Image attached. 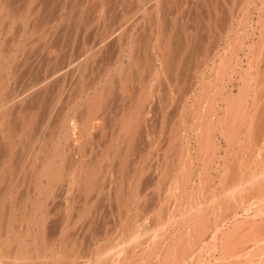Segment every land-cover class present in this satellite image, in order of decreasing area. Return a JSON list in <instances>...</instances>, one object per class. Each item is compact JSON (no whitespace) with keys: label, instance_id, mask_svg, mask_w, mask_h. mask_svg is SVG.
<instances>
[{"label":"rangeland","instance_id":"1","mask_svg":"<svg viewBox=\"0 0 264 264\" xmlns=\"http://www.w3.org/2000/svg\"><path fill=\"white\" fill-rule=\"evenodd\" d=\"M187 1L185 10L176 15L179 22L176 27L187 31L180 29L181 34L178 29L175 31L183 43L187 34L191 38L199 36L200 40L199 56L190 55L191 58L186 53L181 58L184 61L188 57L187 64H167L152 53L134 63L129 49L119 55V39L124 32V35L131 33L127 44L134 36H142L144 40L150 37L151 16L132 6L126 7L127 16L121 10L107 16L105 27L110 31V39L108 50L103 49V53L107 56L108 70L101 76L93 73L96 84L90 99L94 101L110 83L124 82L129 72L142 75L135 77L138 80L135 93L129 98L120 91L110 109L89 107L91 114L105 117L100 122L93 114L88 121L94 143L84 157L66 151L65 141L61 143L60 152L57 151L61 155L58 153L56 160L60 166L55 169L61 170L60 180L53 193V187L46 188L48 192L44 193L51 196L41 203L32 198L34 178L27 174L34 170L29 165L42 163L51 152V142L58 141L60 129L64 130L57 123L62 111L60 104L51 115L43 113V119L47 116L43 130H53L55 137L40 138L37 143L44 141V146L35 144L32 153L25 151L28 146L23 141L18 156L22 158L12 176L13 181L20 174V184L0 192V264H80L84 258L91 259L90 264H264V58L256 56L258 51L260 56L264 52V0H230L227 6L222 1L220 11L215 14L209 6L213 2L218 5L217 0ZM129 2L126 1L127 6ZM192 3L193 12L186 5ZM210 13L216 17L213 19ZM230 13L236 16L231 17ZM191 17L193 26L188 23ZM230 17L233 25L229 31ZM171 21L168 16V22ZM49 25L47 29L52 27ZM92 30L89 41L83 43L78 38L70 45L74 56L73 59L68 56L67 67L70 60L75 64L71 67H79L75 62L79 63L83 54H93L88 59L96 63L93 71L105 68L104 64L99 65L102 60L97 53L99 41ZM254 47L258 48L256 54ZM172 58L167 61H173ZM202 61L206 62L204 68ZM69 83L68 80L65 84ZM69 90H65L63 101L69 98ZM81 104L77 100L70 114L78 115L79 122L86 111ZM135 116L142 118L137 121L140 128L136 129L144 134L146 151L131 154V158L126 155L130 158L124 162L127 170L124 167V175L114 177L111 170L115 164L111 160L114 149L104 141H108L109 131H115L114 127L110 130L114 122L121 120L125 126ZM99 141L103 154L98 159ZM36 157L39 159H32ZM14 158L13 163L16 155ZM138 168L140 181L132 175ZM102 172L107 175L102 174L99 182ZM83 173H91L82 192L89 208L77 201L82 191L80 182H70ZM112 178L121 179V185L111 184ZM6 196L9 203L5 205ZM96 196L102 201L100 204L96 203ZM51 226L56 227L55 233H50ZM257 245H261V251L254 253Z\"/></svg>","mask_w":264,"mask_h":264},{"label":"bare ground","instance_id":"2","mask_svg":"<svg viewBox=\"0 0 264 264\" xmlns=\"http://www.w3.org/2000/svg\"><path fill=\"white\" fill-rule=\"evenodd\" d=\"M126 1L127 0H0V192H6L9 186H16L20 184L19 181H21L22 179V177L19 179L20 174H18L17 178L14 179L13 181H12V176L15 173L14 167L15 166L17 167L18 161L20 160V158H22L18 156H20V153L22 152L23 148L20 147L19 149V146H22V144H24L23 141H26L28 146L25 148V151L32 153L34 151L33 149L35 147L34 145L38 144L37 141L41 140L40 138L51 139L55 137L54 135L55 132L53 130L49 129L50 130L49 132L43 130L46 128L44 126L47 117L46 116L43 119L42 118V115H44L43 113L46 114L49 113L51 115L54 112L56 106L60 104V107H62V111L60 112L59 120L57 123L59 128L64 127V130L60 129V132L58 134L59 138L57 136L58 141L56 140V142H51L50 150L53 153L51 152L48 153V157L43 158L42 163L39 164L38 162L36 163L32 162L31 165H29V167L34 171L32 173L30 172L29 174H27V177L30 176L31 178H34L33 183L35 184L34 187L35 194L34 197L32 198L33 199L35 198L37 202L38 201L41 202L42 199H46V201H48L51 195L48 196L44 192L47 193L48 192L47 190L53 187L54 188L52 191L53 193L55 191V186L60 180L61 170L60 171L57 170L56 172L55 169L60 166L58 165L60 162L58 163L56 160L58 159V153L60 152L59 148L61 149V143L65 141L64 144H66L65 146L66 151L69 152L75 151L78 155H82L83 157L89 146H91L94 143L92 134L89 131L88 121L91 119L92 115L93 114L96 115V113L93 112V114H91L88 110L89 107L93 106L95 107V109L98 108L99 110L102 108L110 109L117 102V97L119 96L118 94L120 91H122L125 95H127V97L132 98V95L135 93L134 92L135 80L138 79L137 74L138 76H142L140 75L141 74L140 72L138 73L129 72L128 74L125 75L124 82L119 81L116 84L114 82L110 83L109 85L111 86H108L105 90L99 92L94 101L93 99L92 101L90 99L92 89L96 84V78L94 77L93 73L96 72L98 75L101 76V75H105L108 70L107 69L108 67L105 66L106 64H108V61H106L107 59H105V57L107 58V56L104 55L103 49L105 52L108 50L107 49L108 40L110 39L109 37L110 31H108V29L105 27L106 19L107 16H109V14L112 15V12H117L121 10L120 12H123L122 15L127 16L129 12H127L128 10H126L127 9L126 7L129 8L131 6L140 13L150 14L151 20L148 25L150 28L149 30L150 37L148 39L144 40L142 36L141 37L134 36L131 38L130 44H127L128 36L131 35V33L124 35L125 32L124 34H122V36H120L119 39L120 41L119 43H121L119 44L121 47L119 49L120 50L119 55L125 53L129 49V52L132 54L131 56L132 59L134 60V63L140 62L143 56L144 57L148 56L147 55L148 53L149 54L152 53L153 56L157 59H161V60L163 59L167 64L177 63L180 65L183 63L187 64L189 59L188 57H191L192 55L194 56L198 55L199 53L198 49L200 46L198 44V42L200 41L199 36H195L194 38H191L187 34V36H185L184 38V43H183L180 41L181 39L178 38L179 36H177V32H176L181 29V27L180 29L176 27V24L179 23L176 22L178 18L176 15L178 13H182L185 10L186 7L185 2L187 3L188 2L187 0H131V2H129L130 4L128 3L129 4L128 6ZM219 1L217 0L215 2V4L218 2V5H216L217 7L213 4L214 3L213 0L211 1L213 3L209 2L210 4H212L209 6L211 8V12L214 13L216 11L217 12L220 11L222 7L221 4L222 1L223 4H225V6H227L230 2V0H219ZM186 5H188L189 11L191 10V12H193L192 9L195 8V4L193 5L192 3V5L191 4H186ZM235 13L233 14L230 13L229 15L231 17L236 16ZM216 14L219 15L218 13ZM211 15L212 13H210V16ZM168 16H170L173 20L171 21V23L168 22ZM213 17L215 18L216 16ZM231 17L230 20L228 19V24H227V30L229 31L231 30L233 25ZM192 19L191 20L189 19L188 23L190 24L194 23V19L193 20ZM49 24L50 25L52 24V27L47 29L46 26ZM260 24H262V22ZM92 29H94L95 34L98 37V41H99L98 43L99 48L98 47L96 48L99 49L97 50V53L98 54L100 53L99 55L101 56V58L99 59L102 60H100L101 63L99 62L98 63L99 65L104 64L105 68L102 67L103 69L101 68L100 70H98V72L93 71L94 70L93 66L96 63L94 61L88 60L91 54H83L82 56L83 59L80 60L79 63H77V61L75 62L76 64H79V67H71L72 64H74V61L72 62L69 59L71 65L67 67L66 63L68 61L67 59L68 56L72 59L74 56L73 53L74 51H72L73 49L70 45H72L73 42L78 38H80L82 42L89 41L91 39L89 31H91ZM181 30H180V34H181ZM186 33L187 32H185V34ZM34 35H37V37L36 36L34 37ZM260 35L261 37L263 36L262 33ZM183 37L184 36H182V38ZM262 38L264 39V37ZM36 41L43 42L44 46L41 44L40 46L39 44L37 45ZM259 41H263V40L260 39ZM148 43H150L151 45ZM255 44L257 45V43ZM252 46L250 48H252ZM254 48L253 50L256 54L258 48H256V51ZM78 50L80 52V49ZM182 50L183 51L186 50V52L184 53ZM259 52L260 51H258L257 53L259 54ZM95 53L96 52H94V54ZM186 53L188 55L187 60L184 58L185 60L183 61L181 58L186 57L185 56ZM258 54H256V56H259L260 58H264L263 57L264 52L261 53V56ZM170 57H174L172 58L174 60L171 62H169L170 60L167 61V59L168 58L170 59ZM176 57L180 58L181 60L180 61L176 60L177 59ZM257 58L255 59L259 60V58L258 59ZM148 61L149 58H147L146 63H148ZM202 63L204 68L206 62L202 61ZM260 63L256 64L257 68ZM190 65L188 63V66ZM96 67L99 66L97 65ZM258 72H260L259 68H258ZM262 72H264V70ZM256 76L261 78L259 73H256ZM262 78H264V74ZM68 80L70 82L68 85L69 87L65 84L67 83ZM65 85L67 86L68 90L70 88L69 90L70 96L69 98H66L63 101V99L66 96L65 90H67V88H65ZM75 96H77V99H74ZM79 99L82 102L80 107L84 105L86 108L85 109L86 111L84 110L85 113H83V115L80 118L82 120L81 122H79L78 120L79 118L77 117L78 115L77 116L70 115L72 114L71 111L73 112L75 110V103H77V100ZM131 104H133V100L129 102L128 106L130 107ZM255 104L257 106V102ZM129 107H126V110ZM96 118L97 121L101 120L100 122H104L105 120L103 114L96 115ZM118 118L119 116L116 117V119ZM120 118L122 119V117ZM129 119H131V117ZM132 119L133 121H131L130 123H126L125 126L122 125L123 123L121 124V120L116 122L117 125L114 122L113 126L110 127V130L111 128L113 129L114 127L115 131L113 132H111L112 130L109 131L108 141H104V144L112 145L115 151V152L113 151L114 155L111 159L115 161V164L113 163L114 165L111 168V170L113 169L112 175H114V177L115 176L121 177L124 175L123 173L124 167L127 170L126 166H124V162L127 161L126 159L130 160L131 154L138 155L146 151V149L143 148V146L146 145L142 138V135L144 136V134L138 132L136 129V128H140L141 125H138L137 121L139 122L142 121V118L135 116L132 117ZM123 120H125V118ZM78 124L81 125L80 132L78 131ZM43 143H39L38 145L42 147ZM150 143L152 144L153 141H150ZM98 144L99 146L97 148L99 152H97L96 155L98 156L99 159V157H102L103 149H102V143L100 141L98 142ZM14 145H16L17 148L14 147ZM41 147L39 149H41ZM57 151L59 152L57 153ZM14 155H16L17 157L15 163L12 162V160L15 159ZM59 155L61 154L59 153ZM126 155H128V157L130 158H127ZM51 156H53L52 157L53 160L49 161V159H51ZM37 158L38 157L32 159L34 160ZM132 159L134 161V159H136V156H133ZM111 166L108 167L110 168ZM88 167L90 168V164L88 165ZM50 171L53 172V173L51 172V174H53L52 177H50L49 174ZM105 173L102 172L99 174L100 175L99 178L100 180H98L99 182L104 177V176L102 177V174L105 175ZM109 174L111 176V171H109ZM22 175L26 176L25 174ZM132 175L134 180L137 179L138 181H140L139 178L141 174L139 172V168L134 174L132 173ZM90 176L91 173H83L82 175L78 174L74 176L70 180V182L72 183L80 182L81 185L80 191L81 190L82 191L81 194H79L77 200L79 205H84V203L86 204L87 202L86 200L87 198H84L82 192L86 190V186L89 184L88 182ZM44 177L48 179V180L46 179L47 181L44 180L46 182L43 181ZM110 183L115 185L116 184L121 185V179L112 178V181ZM41 188L44 190L42 191ZM46 188L48 189L46 190ZM3 198L4 200L6 199L4 201L5 205L6 202L9 203L7 200V196ZM95 201L96 203L99 204L102 202V201L100 202L98 196H96ZM90 203L92 204L93 202ZM88 213H86V215L89 216L90 214ZM43 223L45 224V220L43 221ZM56 230H57L56 227L51 226L50 233L51 234L55 233ZM257 246L258 247H256L255 251L252 250L254 253L261 251V247H260L261 245H257ZM260 255L263 256V254ZM90 263H92L91 259L84 258L82 259L80 264H90Z\"/></svg>","mask_w":264,"mask_h":264}]
</instances>
